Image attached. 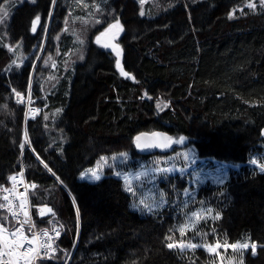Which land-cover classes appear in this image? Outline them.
I'll return each instance as SVG.
<instances>
[{
  "label": "trees",
  "instance_id": "16d2710c",
  "mask_svg": "<svg viewBox=\"0 0 264 264\" xmlns=\"http://www.w3.org/2000/svg\"><path fill=\"white\" fill-rule=\"evenodd\" d=\"M100 1V30L120 22L119 53L91 40L66 43L74 28L83 30L78 23L65 29L70 0H0V15L7 13L0 36V189L21 163L31 202L45 208L37 226L61 231L57 254L36 264H209L216 254L208 247L223 253L237 243L256 245L243 264H264V171L248 163L264 151V6L153 0L149 17H141V0ZM64 52L73 53L66 57L73 70L47 91L42 80ZM29 83L43 110L24 121L13 95L26 93ZM155 131L183 137L199 159L236 166L228 182L199 187L189 209L179 211L187 177L166 174L159 185L168 205L142 216L110 171L93 183L82 180L102 156L147 161L170 153L136 152L134 137ZM199 206L212 207L219 219L181 234L184 215ZM189 243L199 247H177Z\"/></svg>",
  "mask_w": 264,
  "mask_h": 264
},
{
  "label": "rangeland",
  "instance_id": "374dc122",
  "mask_svg": "<svg viewBox=\"0 0 264 264\" xmlns=\"http://www.w3.org/2000/svg\"><path fill=\"white\" fill-rule=\"evenodd\" d=\"M152 1L153 0H143V2H141L139 12L141 17H149L148 11L150 10V7L147 2L152 4ZM103 11V3L100 0L97 2L91 0H70V12L66 16L67 22L65 29H68L71 24L78 23L81 24L80 27H83V30L82 35H79L78 30L74 28L71 37L68 38L70 39L68 40L69 43L67 40L66 43L69 45L75 40L78 42L80 39L83 42L91 40L96 45L110 51L111 49L106 47L100 39V34L109 28L108 25L106 28L100 30L102 25L100 26L99 22L103 15ZM5 13L6 11L2 13L3 17L0 15V36L2 22L6 19ZM141 13H143V15ZM38 23L39 22H37V24ZM99 26L100 28L91 39V31ZM113 53L115 52L113 51ZM72 54V52L69 54L68 52H64L61 56L63 58L61 65L57 67L54 64L52 66V72L42 80V84L47 88V91L54 88L56 84L60 82L61 78L66 77L68 72H72L73 65H71L70 61L66 60V57L68 58V56H72ZM21 60L22 57H19L17 63ZM57 73L59 74L57 75ZM32 100L35 102L34 98H32ZM170 138L175 142L176 151L172 150V152L164 156H150V159L147 161H134L125 153L111 157L102 156L103 159L100 157L93 167L86 169L81 178L82 180L93 183L96 181L92 179V172L89 170L96 171L101 178L105 176L104 173L110 171V173H113L114 177L123 182L126 191L129 193L131 210L145 216L159 212L168 205L166 198L161 193L159 185L163 180L164 175L182 174L187 177V187L182 192V202L176 205L175 208L179 211L188 210L190 204L196 197L199 187L204 185H224L229 180L230 170L236 166L225 162L199 159L197 158L194 149L185 145V139L181 141V137ZM25 146H27L26 143ZM253 160L256 161L255 164L252 163ZM248 163L252 168H257L262 171L261 165H264V151L262 153H253L250 156ZM207 209H212V213L209 214ZM217 215V212L210 206L195 207L190 210L189 213L184 215L183 222L179 226V229L180 231L183 229V232L193 231L203 224L216 220L214 217ZM177 247L182 250L192 249L185 247V244H179ZM226 247L227 246H223L222 248L225 250ZM228 248H230V252L227 251L221 253L217 250V247H208L207 249L209 252L216 254V257L212 258L209 264H243L241 251L244 254L248 248L243 250L233 249L231 246Z\"/></svg>",
  "mask_w": 264,
  "mask_h": 264
},
{
  "label": "built area",
  "instance_id": "2783aa9c",
  "mask_svg": "<svg viewBox=\"0 0 264 264\" xmlns=\"http://www.w3.org/2000/svg\"><path fill=\"white\" fill-rule=\"evenodd\" d=\"M17 93L20 94L19 97ZM13 102L23 107L24 121L27 119L35 120L42 112V106L35 104L31 98L30 85L26 93L15 92ZM10 177H15V180L10 179ZM8 182V186H4L0 189V204L5 205V207L0 210V226L8 230L3 233V236L9 242L19 240L18 236L13 237L10 233L20 228L21 222L26 219L24 213L27 212L28 217L31 219V227L25 224L22 230L28 239L33 240L34 236L36 239L33 240L31 245H28L25 241L23 246L19 247L18 250H12L11 257L5 255L3 259H11L12 264H30L28 255L26 254L27 248H36L40 244H47L49 242V237H52L54 241L52 243V249L55 251L40 248L39 255L31 261V264H36L40 259L53 258L58 252L57 241L60 235L57 236V232L61 233L60 227L58 225L40 228L37 226L36 219L42 218L45 215V208L31 202L29 195L30 187L21 163L18 171L9 176ZM5 197H7V199H5ZM41 210H44L43 215H41ZM13 212L16 213L15 217L13 216ZM5 217H7V219H5ZM45 232H47V235H45ZM46 253L47 255H45Z\"/></svg>",
  "mask_w": 264,
  "mask_h": 264
},
{
  "label": "snow or ice",
  "instance_id": "6c2138e0",
  "mask_svg": "<svg viewBox=\"0 0 264 264\" xmlns=\"http://www.w3.org/2000/svg\"><path fill=\"white\" fill-rule=\"evenodd\" d=\"M141 2H143V0H141ZM259 3L261 6H264V0H259ZM247 8L249 9H255L256 5L254 3H247L246 5ZM143 15V13H141ZM5 15H7V13H5ZM232 13L230 12L229 13V18H232ZM40 17L38 16L36 18V20L33 21V31L35 32L36 30V24L37 22L39 21ZM120 27V22L119 20L116 21L115 24H111L109 25V29H112V28H119ZM81 43H83V41H80ZM106 47L108 45H105ZM118 48V45L116 46ZM83 57H81L82 59ZM15 63V61L13 62ZM117 64L119 65V60H117ZM127 75V74H125ZM19 93H17V96L19 97ZM58 112L60 111L59 109L57 110ZM47 119V117H45ZM166 139H168L169 141L171 140L170 137H166ZM184 138L181 137L180 140L182 141ZM136 140H137V148H141V145L139 143V140H140V137H136ZM25 143H27V139L25 140ZM155 145H145L144 147H153ZM24 147V144H21V148ZM123 155V154H122ZM103 159V157L101 158ZM252 163H256V161H252ZM261 170L264 171V165H261ZM92 172V179L94 181H99L101 179V176L94 170H89ZM164 171H170V170H164ZM83 175V174H82ZM10 179L12 180H15V177H10ZM5 199H7V197H5ZM5 207V205L3 204H0V208H3ZM47 211H51V209H47ZM43 212L44 210H41V215H43ZM207 212L209 214L212 213V209H207ZM16 213L13 212V216L15 217ZM26 219L21 222L20 224V228H17L14 232H11L10 235L13 236V237H16L18 236L19 237V240H16V241H12V242H9L7 241L4 236H3V233L4 232H7L8 230L2 226H0V264H12V261L11 259L9 260H4L3 257L5 255L11 257L12 255V250H18L19 247L23 246L24 242L26 241L28 245H31L33 243V240L36 239V237L34 236L33 237V240H30L28 239L27 236L24 235V232H23V227L25 224L29 225L31 227V219L30 217H28V213L25 212L24 213ZM5 219H7V217H5ZM214 219H219V215L215 216ZM181 234H183V229L181 230ZM45 235H47V232H45ZM60 233L57 232V236H59ZM168 239H171V237H169ZM53 239L52 237H49V242L47 244H40L38 247L36 248H32V247H29L27 248V252L26 254L28 255V259H29V262L31 264V261H33L35 259L36 256L39 255L40 253V248H46V249H49V250H52V251H55L54 249H52V243H53ZM169 248H172L174 245L173 244H168L167 245ZM233 249H237V250H243V249H247L249 247L248 243H243V244H232L230 245ZM185 247H189V248H196V247H199V245H196V244H191L189 243L188 245H185ZM252 249H253V252H255V248H256V245L255 244H252L251 245ZM209 250H212V249H209ZM47 255V253L45 254ZM241 255H243V252L241 251ZM50 258V257H49Z\"/></svg>",
  "mask_w": 264,
  "mask_h": 264
},
{
  "label": "water",
  "instance_id": "95a60500",
  "mask_svg": "<svg viewBox=\"0 0 264 264\" xmlns=\"http://www.w3.org/2000/svg\"><path fill=\"white\" fill-rule=\"evenodd\" d=\"M32 32H34L33 25H32ZM120 32H121L120 28L108 29L105 32L101 33L100 39L115 52L119 53L120 49L119 47L117 48L116 45L114 44L113 37L119 35ZM263 135H264V129H263ZM138 136L140 137L139 143L141 145V148H137L136 137ZM166 137H170V135L163 131H155L152 133L140 132L134 137L135 150L138 154H142V155L171 152L175 148V142L172 140L169 141L168 139H166ZM145 145H155V146L144 147Z\"/></svg>",
  "mask_w": 264,
  "mask_h": 264
},
{
  "label": "flooded vegetation",
  "instance_id": "af4514ba",
  "mask_svg": "<svg viewBox=\"0 0 264 264\" xmlns=\"http://www.w3.org/2000/svg\"><path fill=\"white\" fill-rule=\"evenodd\" d=\"M117 36H118V35H116V36L113 37V41L116 40ZM104 44H105V43H104ZM105 45H106V44H105ZM107 47H108V46H107Z\"/></svg>",
  "mask_w": 264,
  "mask_h": 264
}]
</instances>
